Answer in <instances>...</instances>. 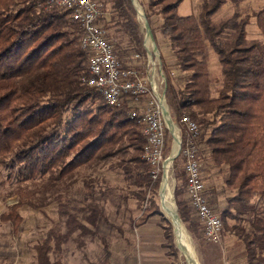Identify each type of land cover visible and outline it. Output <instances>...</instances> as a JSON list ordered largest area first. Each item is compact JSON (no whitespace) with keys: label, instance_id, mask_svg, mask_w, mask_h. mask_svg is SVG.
Masks as SVG:
<instances>
[{"label":"trees","instance_id":"16d2710c","mask_svg":"<svg viewBox=\"0 0 264 264\" xmlns=\"http://www.w3.org/2000/svg\"><path fill=\"white\" fill-rule=\"evenodd\" d=\"M101 1L108 14L103 26L116 55L125 67H137L141 61L135 55L145 54L133 0ZM183 1L137 3L150 26L158 18L157 30L169 43L174 63L164 69L167 104L185 133V116L199 128L196 143L208 174L205 194L220 215L222 237L230 232L241 241L243 264H264V8L253 15L236 11L214 22L229 0H203L198 16L179 15ZM230 1L235 8L240 5V0ZM252 18L263 39H248ZM81 33L70 12L50 6L49 0H0V199L13 180L61 184L95 161L131 155L123 168L125 180L140 188L137 199L151 194L149 205L131 222L134 228L162 216L155 201L162 175L153 179L151 165L142 158L143 125L130 116L138 103L126 99L120 107L109 106L82 81L89 56ZM209 50L218 57L220 75L210 72ZM174 71L188 75L180 86ZM169 146L167 137L165 154ZM176 179L187 183L185 171H177ZM85 184L82 205L60 204L58 221L35 245L38 264H64L63 247L73 241L83 250L85 237L99 238L108 252L103 229L115 226L92 181ZM184 195L177 186L179 217L203 244L199 220ZM25 204L34 206L20 200L0 214V227L9 223L16 233L23 221L18 210ZM162 229L165 247L177 258L171 228Z\"/></svg>","mask_w":264,"mask_h":264},{"label":"rangeland","instance_id":"374dc122","mask_svg":"<svg viewBox=\"0 0 264 264\" xmlns=\"http://www.w3.org/2000/svg\"><path fill=\"white\" fill-rule=\"evenodd\" d=\"M202 1L184 0L178 9L179 15L198 16ZM262 8H264V0H240L238 8H235L229 0L214 15L213 21L220 22L236 11H239L243 15L257 14ZM136 9L137 19L143 31L144 42L146 35L144 29L145 21L144 17L141 14L139 15L140 12L144 15V11L139 4ZM152 21V26H150L152 41L157 46L159 60L165 73V67L173 66L174 59L168 41L157 30L159 26L158 18H153ZM247 30L249 40L263 39L255 18H252ZM209 52L210 70L213 74L220 75L221 66L218 62V57L212 50H209ZM138 60L141 61V63H137L138 67L145 62L144 57ZM187 76L184 73L174 71L175 84H178V86L182 85ZM173 120L177 126L178 136L183 141V137L186 134L185 130L181 124H178L175 119ZM168 142L170 149L166 153L167 158L170 157L174 146V137L170 132L168 133ZM130 156L113 157L109 161H95L90 165L80 168L73 178L61 184L53 185L44 179L28 183H18L15 180L8 182L3 191L4 199H0V214L5 213L11 205L18 203L20 200L30 202L34 206L25 204L18 210L23 221L16 233L13 232L12 226L9 223L1 225L0 264H38L35 245L45 237L53 223L58 221L59 205L69 202L73 205L81 206L86 196L85 183L89 180L92 181L98 201L105 206L110 222L115 226L113 229H103V234L108 244V252L99 238L92 240L90 237H85L86 245L83 250L77 248L75 242L70 241L63 247L64 264H136L133 251L136 241L131 222L137 220L141 216L142 210L149 205L151 194L147 193L145 201L137 199L135 192H141L139 191L140 188L131 185L125 180L123 168ZM183 164L184 159L178 157L171 163L169 168V183L177 213L178 208L175 199V189L177 186L183 188L185 192L184 198L189 202V207L192 208L186 192V183L184 182L183 184L176 179V172H183L184 170ZM202 172L207 186L208 181L206 180V176L208 174L203 169ZM8 174L9 172H5V177ZM161 175L158 194L155 198L158 210L162 214V216L158 215V217L162 225H167L171 228L174 249L177 251V258H173V262L175 264H188L176 244L173 226L162 211L160 192L164 174ZM212 175L214 176V174ZM230 224L232 225L233 222H230ZM199 226V230L202 231L201 225ZM184 227L186 232H188L187 234L191 239L194 252L200 264H223L222 260L230 256L231 253L234 254L233 257L237 261L244 258L243 245L234 234L227 232L225 237H222L217 243L203 241V244H201L202 241L194 238L185 225ZM225 244L228 249L227 251L223 249ZM230 244L232 245L231 248H229Z\"/></svg>","mask_w":264,"mask_h":264},{"label":"built area","instance_id":"2783aa9c","mask_svg":"<svg viewBox=\"0 0 264 264\" xmlns=\"http://www.w3.org/2000/svg\"><path fill=\"white\" fill-rule=\"evenodd\" d=\"M49 5L68 10L72 21L81 29V47L89 56L88 74L82 81L93 87L109 106L120 107L126 99L138 103L130 116L143 125L146 144L142 158L151 165V174L156 180L166 169L169 158L164 150L168 133L172 134V131L168 125L171 113L166 98L167 78L152 37L147 33L145 35L144 64L125 67L108 40V32L103 26L108 14L101 0H49ZM141 58L139 54L135 55V59ZM182 123L187 136L184 141L179 136L177 158L184 159L190 206L202 227L204 239L209 243H217L222 238L223 224L205 194L202 162L196 143L199 128L187 116L183 117Z\"/></svg>","mask_w":264,"mask_h":264},{"label":"crops","instance_id":"0c3cea01","mask_svg":"<svg viewBox=\"0 0 264 264\" xmlns=\"http://www.w3.org/2000/svg\"><path fill=\"white\" fill-rule=\"evenodd\" d=\"M133 233L136 241L135 249L133 248L136 264H174L173 257L170 256L169 250L165 247L166 238L158 216H152L143 224L134 227ZM231 247L232 245L229 248ZM223 249L228 250L226 244ZM233 255L231 253L230 256L223 259L224 261L222 260V263L243 264L242 260L237 261Z\"/></svg>","mask_w":264,"mask_h":264},{"label":"bare ground","instance_id":"6f19581e","mask_svg":"<svg viewBox=\"0 0 264 264\" xmlns=\"http://www.w3.org/2000/svg\"><path fill=\"white\" fill-rule=\"evenodd\" d=\"M140 14L141 16L143 15L141 12ZM168 125L175 138V145H174L175 151L173 150L171 157H169V160L166 162L165 165L166 169H165V173L161 185V192H160L162 211L165 217L170 221V223L173 226L176 244L178 245L182 255L187 260L188 264H200L194 252L191 239L187 234L188 232H186L185 227L177 213L176 206L173 200L171 185L169 183L170 180L169 167L171 166L170 164L172 160L176 157V153L179 149L180 142L176 127L173 125L171 121L170 122L168 121Z\"/></svg>","mask_w":264,"mask_h":264},{"label":"water","instance_id":"95a60500","mask_svg":"<svg viewBox=\"0 0 264 264\" xmlns=\"http://www.w3.org/2000/svg\"><path fill=\"white\" fill-rule=\"evenodd\" d=\"M133 3H134V5H135L136 7L138 6L137 0H133ZM139 15H140V13H139ZM142 16L144 17V21H145V29H146V33H147L149 36L152 37L151 30H150V25L148 24V22H147L145 16H144V15H142ZM155 47L157 48L156 44H155ZM171 121H172L173 125L176 126V124H175V122H174L172 116H171ZM173 137H174V136H173ZM174 145H175V138H174ZM173 150H174V146H173V149H172V153H173ZM172 153H171V155H172ZM178 153H179V150L177 151V153H176V157L172 160V162L177 158ZM171 155H170V157H171Z\"/></svg>","mask_w":264,"mask_h":264}]
</instances>
